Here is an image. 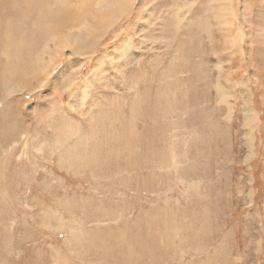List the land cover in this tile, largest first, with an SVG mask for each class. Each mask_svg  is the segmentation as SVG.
Returning a JSON list of instances; mask_svg holds the SVG:
<instances>
[{
    "label": "rangeland",
    "instance_id": "obj_1",
    "mask_svg": "<svg viewBox=\"0 0 264 264\" xmlns=\"http://www.w3.org/2000/svg\"><path fill=\"white\" fill-rule=\"evenodd\" d=\"M0 264H264V0H0Z\"/></svg>",
    "mask_w": 264,
    "mask_h": 264
},
{
    "label": "bare ground",
    "instance_id": "obj_2",
    "mask_svg": "<svg viewBox=\"0 0 264 264\" xmlns=\"http://www.w3.org/2000/svg\"><path fill=\"white\" fill-rule=\"evenodd\" d=\"M6 8V7H5Z\"/></svg>",
    "mask_w": 264,
    "mask_h": 264
}]
</instances>
